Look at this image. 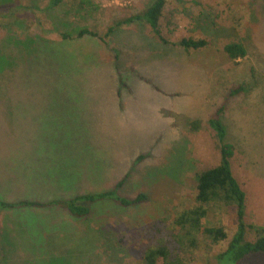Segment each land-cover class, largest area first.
<instances>
[{
  "label": "rangeland",
  "instance_id": "rangeland-1",
  "mask_svg": "<svg viewBox=\"0 0 264 264\" xmlns=\"http://www.w3.org/2000/svg\"><path fill=\"white\" fill-rule=\"evenodd\" d=\"M47 1L0 0V201L100 192L127 172L122 195L149 200L98 201L88 217L55 207L0 211V264H137L161 241L184 264H216L236 230L233 207H210L202 220L226 231L216 244L200 232L195 248L180 246L174 235L183 233L176 216L196 205L197 173L219 163L208 119L221 107L245 192L246 238L264 236V1L166 0L161 32L173 42L207 41L196 50L162 43L144 21L116 27L106 45L54 31L104 35L153 0H64L46 9ZM231 42L246 55L230 59L223 48ZM232 88L239 92L230 96ZM238 264H264V252Z\"/></svg>",
  "mask_w": 264,
  "mask_h": 264
},
{
  "label": "trees",
  "instance_id": "trees-1",
  "mask_svg": "<svg viewBox=\"0 0 264 264\" xmlns=\"http://www.w3.org/2000/svg\"><path fill=\"white\" fill-rule=\"evenodd\" d=\"M264 1V0H263ZM64 0H48L46 9L60 7ZM90 1L81 2L89 3ZM166 0H153V2L145 9L135 13L124 19L115 20L107 29L104 35H99L96 31L87 27H73L67 32H63L57 28L54 31L62 39L79 38L84 36L96 37L102 44L106 45V38L116 27L132 23L134 21H144L150 28L157 40L164 44L177 45L184 50L200 49L206 46L207 41L199 38H181L176 42L168 40L160 30V21L162 19L163 10ZM58 7V8H59ZM38 21V20H37ZM39 23H41L39 21ZM224 52L230 59L242 58L247 51L245 46L239 42H231L224 46ZM115 64L118 66V60L115 57ZM239 89L241 87H238ZM238 88H232L230 96L239 92ZM217 110L209 119L208 127L213 132L216 148L220 155L219 163L216 166L207 168L196 175V205L192 208L180 212L175 219V225L181 228L183 232L180 235L175 234V240L180 246L195 248L198 245V233L204 234L213 244L225 239L226 231L222 226L204 227L202 220L209 212V208L222 205L225 207H233L235 209L236 230L233 233L225 250L215 255L216 264H238L246 255L251 253L264 252V236L260 235L255 240H248L246 233L249 225L245 222V192L240 183L233 174L231 168V157L233 155V147L226 143V129L220 119V111ZM199 122H193V127L198 128ZM145 154L138 155L133 166L144 160ZM129 176L127 172L120 178L112 188L100 192H87L78 194L67 199H55L51 201H32L21 200L14 203L0 201V211L12 209L14 207H55L63 209L75 217H88L92 213V205L98 201H110L118 206L129 207L146 203L149 196L145 193H137L136 195H122L121 188ZM252 227V226H251ZM171 242L161 241L157 245L144 249L141 255V261L137 264H184V260L176 248H171ZM2 255V247H0V260Z\"/></svg>",
  "mask_w": 264,
  "mask_h": 264
}]
</instances>
